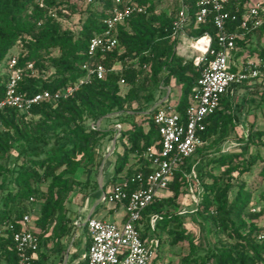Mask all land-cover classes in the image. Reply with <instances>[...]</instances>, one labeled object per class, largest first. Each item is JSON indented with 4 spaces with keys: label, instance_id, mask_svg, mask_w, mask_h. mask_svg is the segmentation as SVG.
Wrapping results in <instances>:
<instances>
[{
    "label": "trees",
    "instance_id": "16d2710c",
    "mask_svg": "<svg viewBox=\"0 0 264 264\" xmlns=\"http://www.w3.org/2000/svg\"><path fill=\"white\" fill-rule=\"evenodd\" d=\"M116 1L123 0H95L91 4H85L84 0H45V6L39 8L36 0H0V99L6 82L4 67L13 55L20 67L33 63L34 75L25 71L18 87L20 93L30 95L44 90L53 93L78 83L86 74L82 65L90 63L86 54L88 41L103 31L101 20L120 5ZM249 1L235 0L230 8L241 14ZM129 3L142 7L144 12L134 13L116 26L117 46L112 51L94 56L93 62L106 69L103 79L91 78L68 97L42 101L28 113L10 108L0 113V228L11 222L19 229V220L24 214L33 218V228L41 244L31 264H42L50 256L57 258L64 254L65 241L74 229L64 204L80 184L75 178L79 169L88 170L89 179L99 189L97 180L90 178L100 164L97 150L115 133L112 128H90L88 122L113 118L114 124L122 127L112 152L114 173L101 188L106 192L108 185L129 179L140 171L145 164L142 157L145 149L158 145V130L152 118L147 115L135 121L136 116L128 112L130 105L143 98L154 106L163 98L161 93L165 96V88L173 80L179 92L171 109L183 115L203 63L196 67L192 58L186 59L176 52L171 26L181 4L186 6L189 20L185 33L193 38L208 33L214 41L215 28L211 21L195 24L196 0H131ZM79 5L83 8L79 11L77 27H66L60 20V9L73 13ZM236 27V23L230 25L235 31ZM263 36L264 26L238 37L232 49L233 57L245 54L246 58L264 59V49L260 46ZM15 46L19 49L13 54L11 49ZM53 51L57 55L51 56ZM120 80L126 84H120ZM170 97L162 103L163 107L168 108ZM232 103L227 91L219 107L206 119L205 129L199 134L202 144L192 157L219 146L234 132L237 116ZM113 114L116 116H110ZM245 141L248 145L264 147V128L247 129ZM14 146L25 148L20 158H10ZM257 160L258 155H219L208 163L222 167L220 175L214 176L199 168L192 181L186 177L191 169L186 160L165 189L170 195H157L142 211L137 225L141 238L153 237L160 242L158 235L165 232L172 246L187 242L188 253L178 262L167 264H264V241L256 238L262 209L258 213L248 211L250 192L243 182H232L248 172ZM259 174L264 178V166ZM205 178H209L208 183ZM40 185L45 188H38ZM192 186L200 188L192 219L198 221L201 232L208 234L212 226L217 237L215 242L207 243L202 254L184 228L180 213L168 211L177 197L185 190L190 192ZM33 204L38 207L35 209ZM153 215L157 219L154 229L150 230L148 223ZM88 244L87 239L85 250ZM156 259L157 253L152 264ZM15 261L9 233L0 234V264ZM85 263V259L76 262Z\"/></svg>",
    "mask_w": 264,
    "mask_h": 264
},
{
    "label": "built area",
    "instance_id": "2783aa9c",
    "mask_svg": "<svg viewBox=\"0 0 264 264\" xmlns=\"http://www.w3.org/2000/svg\"><path fill=\"white\" fill-rule=\"evenodd\" d=\"M94 1L84 0V3L91 4ZM130 1H116L120 5L113 7L101 20L103 31L93 35L88 41L86 54L90 63L82 65V70L86 74L75 85L53 93L46 90L30 95L20 93L18 87L25 71H30L34 75L33 63L20 67L16 56H10L4 67L6 82L4 94L0 99V113L7 108L28 113L34 105L42 101H56L68 97L80 85L87 84L91 78L103 79L106 69L102 64L93 62L94 56L112 51L117 46L116 26L134 13L144 12L142 7L129 3ZM234 1L196 0L195 24L211 21L215 28L214 41L208 33L197 38L185 33L189 21L188 13L186 6L180 5L171 26V35L178 45L183 46L184 43L186 48L195 52L193 64L196 67L203 63L196 86L191 90L189 103L183 115L172 110L171 106L163 107L162 103L166 100L158 101L148 110L147 114L158 130V145H151L145 149L142 155L145 164L140 171L133 173L129 179H120L111 184L106 192H102L99 201L102 204H112V207H120L122 209L120 219L116 221L95 217L94 208L88 211V216L80 218L79 215L85 209L78 210L77 217L72 221L73 237H77L78 230L85 231L89 244L80 255L81 259L86 260L85 264H152L159 250V242L153 237L141 238L137 225L142 211L154 201L159 190L166 189L174 173L202 144L199 134L205 129L206 119L216 111L221 97L227 91L233 86H238L244 87L248 93L254 89L264 92V59L245 56L237 63L232 55L238 37L264 26V2L250 0L241 14H237L235 9L230 8ZM36 3L39 8L45 6V0H36ZM64 13L65 10L60 9V14ZM233 23H236L239 34L230 28ZM119 83L123 84L124 81L120 80ZM110 116L115 117L116 114ZM99 124L100 120L88 122V126L93 129H99ZM121 128L120 124H113L114 141ZM97 153L101 155L100 150H97ZM102 185V181L98 183L100 190ZM30 201H33V198H30ZM261 209L260 231L256 236L258 241H264V205ZM261 209L251 208L250 212L258 213ZM156 219V215L150 217L148 223L150 230L154 229ZM19 224L20 228L16 229L15 224L5 223L0 228V234L8 232L13 241L16 253L14 264H31L41 239L33 228V218L29 214H24Z\"/></svg>",
    "mask_w": 264,
    "mask_h": 264
},
{
    "label": "rangeland",
    "instance_id": "374dc122",
    "mask_svg": "<svg viewBox=\"0 0 264 264\" xmlns=\"http://www.w3.org/2000/svg\"><path fill=\"white\" fill-rule=\"evenodd\" d=\"M75 7L76 9L73 13H69L68 9L63 8L65 10V13L63 15L60 14V20H63V24L66 27L72 29L77 27V19L78 17H81V12L79 11L82 10L83 5ZM182 45L183 46L178 45L176 41V52L178 53V55L184 56L186 59L192 58L193 62V58L196 55L195 52L190 48H186L184 46V43H182ZM260 46L264 49V36L260 40ZM18 49L19 47L15 46L11 49V53L16 54ZM55 55H57V52L53 51L51 53V56ZM235 60L236 62H240L241 57H238ZM232 61L234 60L232 59ZM115 67L119 68V65H116ZM169 86L172 91L170 100L173 101L172 103H174L175 99H177L178 96L179 86L173 80L170 81ZM166 90L167 89L165 88V92ZM236 91L238 95L242 94L243 96L237 97V95L232 97L236 102V108L234 112L235 115L240 113L242 114L243 111H245L249 121L248 129H263L264 95H260L261 93L257 89H254L253 92H250L247 97L245 96V92L242 87H238ZM154 95L157 96L156 92L154 93ZM160 96L163 98L165 97L164 93H161ZM150 108L151 106L143 98H140L138 102L130 105V107L128 108V112L132 115H135V121L139 122V120L148 115L147 113ZM239 123H244V117L241 115ZM113 124V118L103 119L102 121H100L99 128L102 130H108L113 127ZM123 127L126 128L127 126L124 125ZM144 128H146V125L144 126ZM245 134L246 132L243 129L236 126L234 128V132L232 134H229L227 138L224 139L222 144L216 147L202 150L201 154L193 157L191 163L194 165L195 171H197V169L199 168H202L203 171H206L207 173H212V175L214 176H218L220 175L223 168L214 165L210 162L208 163L210 159L228 153H242L245 157H248L250 155H258L259 160L255 162V164L249 169L248 172L243 173L242 175L237 176L236 179L232 180V182H243L245 188L250 192L251 200L248 206V211H250L251 208L261 209L264 205V178H262V175L259 174V171L261 170L262 166H264V147L248 145L245 141ZM24 149L25 148L23 146H14L10 150V158H20L21 151ZM113 160V156H110L106 161V166H104L103 168V175L105 181L110 179L114 173L112 162ZM7 165L9 164L7 163ZM75 178L80 181V184L79 186L74 188L73 194L70 196L69 202L67 204H64V207L67 211V216L75 218L78 213V210L85 206V211L79 215L80 218H85L86 216H88L89 208L93 206L95 209L94 216H97L99 218L102 217L103 213L106 210L105 207L109 209L110 207H112V204L103 203V208L101 207L99 201L102 197V191L100 189L95 188V182L89 179L88 170H85L83 168L79 169V171L75 174ZM90 178H94V180L96 179L98 181L100 177L98 175V172H96ZM204 181L208 183L209 178H205ZM108 187L106 188V190L108 189ZM38 188L44 189L45 185H40L38 186ZM185 191L177 197L174 206L169 207L168 211L171 213H180L184 228L191 234L193 243L196 246L200 247V254H202L204 249H206L207 247V243L215 242L217 240V237L213 233L212 226H210L211 231H209L208 234L205 232H201V226L198 221L192 219L193 216L191 213L194 209V203L198 201L200 188L193 186L191 187V192L195 194L194 198L189 192L187 193ZM158 195L168 196L170 195V193L166 190H159ZM33 206L35 209L38 207L37 204H33ZM112 208L113 212L114 210H116L119 211L118 215L122 214V209L120 207L116 206ZM76 234L77 238H74L73 243L68 249V252L67 246L65 245L64 247V253L67 254V260L65 254H62L60 257L57 258H53L52 256H50L42 264H63L65 261H67L68 264H76V261H78V259L80 258L79 255L84 252L83 241L81 240V238L82 235H84L83 238L85 237V231L82 230L81 232V230H78ZM158 236L160 242L155 264H167L169 262H178L183 255L188 253L187 242L172 246L168 243V238L166 237L165 232L160 233V235ZM50 245L51 244H49L48 247ZM73 260L74 262L72 263Z\"/></svg>",
    "mask_w": 264,
    "mask_h": 264
},
{
    "label": "crops",
    "instance_id": "0c3cea01",
    "mask_svg": "<svg viewBox=\"0 0 264 264\" xmlns=\"http://www.w3.org/2000/svg\"><path fill=\"white\" fill-rule=\"evenodd\" d=\"M245 57V54H243L242 56H241V58H244ZM237 63H239L238 61H237ZM237 88H238V86H233L231 89H230V91H228V94H229V97L231 98V100H232V108L233 109H235L236 108V102H235V100L232 98V97H234V96H237L238 95V93H237ZM243 89H244V87H242ZM166 92H165V97L163 98V99H161L160 101H162V100H168V98H169V95L171 96V94H172V92H170V88L169 87H166ZM244 92H245V96L247 97V95L249 94L245 89H244ZM241 96H243L242 94H239L237 97H241ZM236 97V98H237ZM173 101H171L170 100V102H169V105L168 106H172L173 105V103H172ZM176 102V99H175V101H174V103ZM153 107V106H152ZM151 109V108H150ZM149 109V110H150ZM242 112V111H241ZM240 115L241 116H243L244 117V123L243 124H240L239 123V121H240ZM236 116H237V127H239V128H241V129H243L245 132H246V130L248 129V123H249V121H248V118H247V116H246V113H245V111H243V113L241 114H236ZM114 147H115V141L113 140V138L112 139H110V140H108V139H105L102 143H101V147L98 149V150H100L101 151V155H100V157H101V160H100V164H99V166H98V170H97V172H98V175H99V180L97 181L98 183L99 182H105V180H104V175H103V173H104V170H103V168H104V166H106V161L108 160V158L110 157V156H113V154H112V152H113V150H114ZM195 157V156H194ZM114 158V157H113ZM192 159H193V157H191L190 159H188V163H190L191 164V169H190V172L187 174V179H189V181H192V179H193V177L195 176V173H196V171H195V168H194V165L191 163V161H192ZM113 162V161H112ZM198 170V169H197ZM192 171L194 172V174L192 175ZM191 195H192V197L194 198L195 197V194L193 193V192H191V189H190V192H189ZM161 196V195H160ZM199 196V195H198ZM69 200H70V198H69ZM195 204L196 203H194V206H195ZM102 208H103V204H102V206H101ZM84 209H85V206L83 207ZM91 208H94L93 206L92 207H90L89 208V210L91 209ZM105 212L103 213V216L102 217H100V218H104V219H107V220H116V221H118L119 219H120V215H122V214H120V215H118V212L119 211H116V210H114V212H113V208L112 207H110L109 209H107L106 207H105ZM88 210V211H89ZM95 211V210H94ZM109 211H111V212H109ZM75 215V214H74ZM73 215V216H74ZM77 217V215L75 216V218ZM97 217V216H96ZM70 219H72V221L75 219L74 217H69ZM99 218V217H98ZM82 235V234H81ZM83 236L84 235H82V238H81V240L83 241V249H84V251H85V248H84V245H85V242H86V240H87V238H86V235H85V237L83 238ZM72 238H74L73 237V233H72V235L70 236V238L67 240V241H65V245L67 246V252H68V249H69V247H70V245L73 243V241H71V239ZM77 238V237H76ZM66 252V251H65ZM84 252H82L81 254H83ZM65 254V253H64ZM80 254V255H81ZM80 255H79V257H80ZM65 257H66V260H67V254H65ZM79 259H81V258H79ZM78 259V260H79ZM76 260V259H75ZM74 262V260L72 261V263ZM77 262V261H76ZM63 264H68L67 263V261H65Z\"/></svg>",
    "mask_w": 264,
    "mask_h": 264
}]
</instances>
